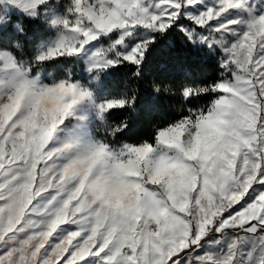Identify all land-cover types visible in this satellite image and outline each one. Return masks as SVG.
Returning a JSON list of instances; mask_svg holds the SVG:
<instances>
[{
  "label": "snow or ice",
  "instance_id": "obj_1",
  "mask_svg": "<svg viewBox=\"0 0 264 264\" xmlns=\"http://www.w3.org/2000/svg\"><path fill=\"white\" fill-rule=\"evenodd\" d=\"M0 264H264V0H0Z\"/></svg>",
  "mask_w": 264,
  "mask_h": 264
},
{
  "label": "trees",
  "instance_id": "obj_2",
  "mask_svg": "<svg viewBox=\"0 0 264 264\" xmlns=\"http://www.w3.org/2000/svg\"><path fill=\"white\" fill-rule=\"evenodd\" d=\"M174 64L182 65L186 72L193 69L199 72L213 71L211 65L206 59L197 56L195 52L186 49L181 43L178 36L169 38L168 43H162L160 47L153 53L152 69L141 82L140 87L143 89L142 103L150 99L151 80L153 79V70H158L161 66L168 67ZM184 73L176 72L173 76L179 79ZM117 85L122 86V81L117 80ZM145 130L143 118L138 120L133 126V134H142Z\"/></svg>",
  "mask_w": 264,
  "mask_h": 264
}]
</instances>
